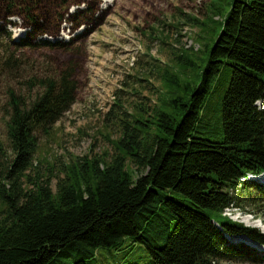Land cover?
Wrapping results in <instances>:
<instances>
[{
	"label": "trees",
	"instance_id": "trees-1",
	"mask_svg": "<svg viewBox=\"0 0 264 264\" xmlns=\"http://www.w3.org/2000/svg\"><path fill=\"white\" fill-rule=\"evenodd\" d=\"M208 1V16L193 17L205 63L182 52L180 61L164 65L157 102L114 115L112 152L71 156L56 173L54 165L42 170L35 163L41 137L77 100L76 58L37 55L50 66L24 81L29 93L8 87L0 264H87L98 247L124 236L143 243L153 264H264L263 252L227 238L246 235L264 245V232L224 214L264 201L261 184L249 178L264 174V0ZM80 3L86 7L69 11ZM94 9L90 0H0V35L11 39L6 26L19 17L28 30L9 48L68 55L80 51L73 44L83 34L67 41L37 37L57 36L66 21L72 28L89 23ZM17 60L11 50L0 73L18 74L26 66ZM190 66L198 67L195 77H182ZM229 68L213 112L212 94ZM212 124L222 138L201 134Z\"/></svg>",
	"mask_w": 264,
	"mask_h": 264
},
{
	"label": "rangeland",
	"instance_id": "rangeland-1",
	"mask_svg": "<svg viewBox=\"0 0 264 264\" xmlns=\"http://www.w3.org/2000/svg\"><path fill=\"white\" fill-rule=\"evenodd\" d=\"M91 2L95 3L96 18L93 21L76 28H72V24L66 21L63 22L57 36L37 37L51 41H67L83 34L73 44L78 46L80 51L67 55L60 50L38 49L30 52L27 48L21 50L9 48V42H17L28 30L20 24L19 17H11V20L17 22L16 25L6 26L11 33V39L7 34L0 35V66L11 50L18 63L26 66L25 68L20 66L16 75L0 73L2 146L7 144L8 87L12 86L29 93L24 81L31 74H41L46 66H50L42 59L47 58L45 53H49L56 62L69 58H76L74 60L78 62L77 75L80 84L77 100L53 125L50 132L40 139L35 163L42 170H48L54 165L56 173L61 163L69 161L74 155L80 156L85 153L93 155L101 153L104 149L112 152L108 139L117 136L116 128L112 124L114 115L124 110L130 113L138 105L153 106L157 102L159 92H164L165 89V83L160 75L162 67L180 61L178 57H182V52L198 63H201V56L204 55L203 52L196 51L200 47L198 35L201 31L200 25L193 17L203 19L208 16L210 13L208 0H96V2L90 0ZM76 7L83 8L86 5L85 3L72 5L69 11L73 12ZM204 63L202 60V64ZM191 67L193 66L189 67L185 75L180 72L182 77L186 75L189 79L195 77L198 67L194 69ZM230 74L229 68L227 73H223L222 84L212 94L210 107L213 112L219 111L221 104L219 100L228 84ZM257 104L262 106L261 101H257ZM201 130L203 136L212 139H220L223 135L217 124L203 127ZM137 174L140 172L137 171ZM256 177L249 176L264 189V182ZM55 181L54 178L53 188ZM262 203L258 207L247 204H244V208L230 206L224 214L263 231L264 228L257 225L258 220L264 221V201ZM252 208L254 209L248 210ZM240 236L242 235H227V238L233 243L243 242L261 251L239 240L237 237ZM158 242L162 244L164 240ZM87 264H153V262L143 243L137 242L131 236H124L115 245L98 247L95 256Z\"/></svg>",
	"mask_w": 264,
	"mask_h": 264
},
{
	"label": "bare ground",
	"instance_id": "bare-ground-1",
	"mask_svg": "<svg viewBox=\"0 0 264 264\" xmlns=\"http://www.w3.org/2000/svg\"><path fill=\"white\" fill-rule=\"evenodd\" d=\"M256 178H258V179H260L261 181H263L264 182V175H261V176H259V177H256ZM228 209V208H227ZM249 217V216H248ZM249 219H250V217H249ZM251 220V219H250ZM239 240H243L244 242H247V243H249V244H251L252 246H254V247H257L259 250H261V251H264V247H262L261 245H259L258 243H256L255 241H253V240H251V239H249V238H247V237H244V236H240V237H237Z\"/></svg>",
	"mask_w": 264,
	"mask_h": 264
},
{
	"label": "clouds",
	"instance_id": "clouds-1",
	"mask_svg": "<svg viewBox=\"0 0 264 264\" xmlns=\"http://www.w3.org/2000/svg\"><path fill=\"white\" fill-rule=\"evenodd\" d=\"M257 225H258V226H261L262 228H264V221H260V220H258V221H257Z\"/></svg>",
	"mask_w": 264,
	"mask_h": 264
},
{
	"label": "water",
	"instance_id": "water-1",
	"mask_svg": "<svg viewBox=\"0 0 264 264\" xmlns=\"http://www.w3.org/2000/svg\"><path fill=\"white\" fill-rule=\"evenodd\" d=\"M261 175H264V174H261ZM261 175H258L257 177H259V176H261ZM263 232H264V229H263ZM242 236H244V237H247V236H245V235H242ZM248 238V237H247ZM250 239V238H249ZM256 242V241H255ZM256 243H258V242H256ZM259 245H261L262 247H264V245H262V244H260V243H258Z\"/></svg>",
	"mask_w": 264,
	"mask_h": 264
},
{
	"label": "built area",
	"instance_id": "built-area-1",
	"mask_svg": "<svg viewBox=\"0 0 264 264\" xmlns=\"http://www.w3.org/2000/svg\"><path fill=\"white\" fill-rule=\"evenodd\" d=\"M225 210H226V209H225ZM225 210H224V211H225Z\"/></svg>",
	"mask_w": 264,
	"mask_h": 264
}]
</instances>
